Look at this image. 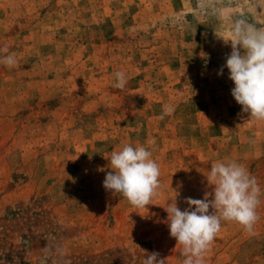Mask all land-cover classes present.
<instances>
[{
    "label": "rangeland",
    "instance_id": "1",
    "mask_svg": "<svg viewBox=\"0 0 264 264\" xmlns=\"http://www.w3.org/2000/svg\"><path fill=\"white\" fill-rule=\"evenodd\" d=\"M238 20L264 28V0H0V59L16 60L0 63V264H144L153 251L183 264L165 209L203 199L212 164L231 160L256 178L260 218L251 234L222 221L203 261L264 264V121L217 74ZM126 144L160 167L146 208L103 187Z\"/></svg>",
    "mask_w": 264,
    "mask_h": 264
},
{
    "label": "clouds",
    "instance_id": "2",
    "mask_svg": "<svg viewBox=\"0 0 264 264\" xmlns=\"http://www.w3.org/2000/svg\"><path fill=\"white\" fill-rule=\"evenodd\" d=\"M230 42L231 53L217 74L223 75L227 68L228 78L234 83L231 95L235 101L251 118L264 121V28L238 20L232 26ZM0 63L13 66L16 60L14 55H8ZM115 78V87L123 89L127 83L125 73L117 71ZM171 111L166 107L164 115ZM108 161L111 171L103 181L105 190L122 195L135 208L151 204L158 195L161 175L152 152L144 146L126 144L111 151ZM206 178L214 186L211 193L206 192L203 199L185 198L189 207L184 210L175 200L165 209L170 236L183 249V264H204V255L220 232L222 221L236 222L251 234L260 218L257 208L261 189L243 164L217 161ZM159 255L155 251L146 253L144 264H164Z\"/></svg>",
    "mask_w": 264,
    "mask_h": 264
}]
</instances>
